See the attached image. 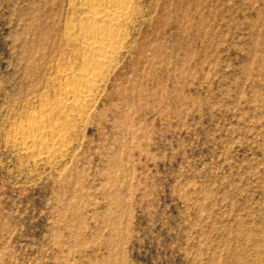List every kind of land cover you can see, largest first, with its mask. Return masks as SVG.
<instances>
[{
    "label": "rangeland",
    "instance_id": "obj_1",
    "mask_svg": "<svg viewBox=\"0 0 264 264\" xmlns=\"http://www.w3.org/2000/svg\"><path fill=\"white\" fill-rule=\"evenodd\" d=\"M80 2L0 0V264H264V0H134L74 116Z\"/></svg>",
    "mask_w": 264,
    "mask_h": 264
},
{
    "label": "bare ground",
    "instance_id": "obj_2",
    "mask_svg": "<svg viewBox=\"0 0 264 264\" xmlns=\"http://www.w3.org/2000/svg\"><path fill=\"white\" fill-rule=\"evenodd\" d=\"M79 6L85 16L79 24L71 27L73 29L71 35H73L72 40L80 45L84 60L81 67L68 73L69 78H66L62 87L64 88L63 97H60L57 104L58 107L68 108V112L71 111L74 116H81L91 108L96 91L101 87L100 82L102 83L101 80L104 79V73L112 63L114 55L122 48L123 25L131 21L136 14L134 0H81ZM38 121L40 122V120ZM61 124L57 127L54 126L55 129L53 127L48 129L37 121L30 122L22 130L25 135L21 138L26 143H37L39 139L44 138V135L50 134L55 143L58 138L55 136L65 126L63 123ZM59 136L61 137L60 134ZM60 137L58 139L61 141ZM53 142L51 143L53 144ZM48 150L49 148L40 154L44 155ZM52 153L54 155V152Z\"/></svg>",
    "mask_w": 264,
    "mask_h": 264
}]
</instances>
